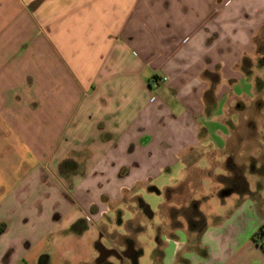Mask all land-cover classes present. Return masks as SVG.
Wrapping results in <instances>:
<instances>
[{
	"label": "crops",
	"instance_id": "crops-1",
	"mask_svg": "<svg viewBox=\"0 0 264 264\" xmlns=\"http://www.w3.org/2000/svg\"><path fill=\"white\" fill-rule=\"evenodd\" d=\"M262 53L264 0H0V264H117L98 225L141 190L227 182L219 121ZM210 216H179L153 264H264L257 202Z\"/></svg>",
	"mask_w": 264,
	"mask_h": 264
},
{
	"label": "rangeland",
	"instance_id": "rangeland-1",
	"mask_svg": "<svg viewBox=\"0 0 264 264\" xmlns=\"http://www.w3.org/2000/svg\"><path fill=\"white\" fill-rule=\"evenodd\" d=\"M248 65L251 66L252 62L247 61L245 66ZM251 72L245 79L249 84H242L245 85L246 95L233 104V110L226 121H219L220 132L232 134L231 140L227 141V156L219 157L224 160L223 163L226 157L233 161L235 169L229 180L224 182L211 176L225 175L228 170L216 169L204 174L200 170L192 173L184 185L169 193L162 191L160 195L141 190L139 196L154 217L149 218L139 201L122 209V221L115 212L110 218L105 217L98 227L106 235L108 241L103 243L111 253H105L106 257L100 254L101 260L108 259L110 255L109 259L117 264H131L123 254L128 248L127 239H131L137 249L141 247L143 250L140 264H153L156 261L157 238L160 245H163V240H167L166 247L169 250L176 247L173 241L177 242L178 237L172 229L180 225L178 221L181 219L178 217L181 215L202 212L208 221L211 214L222 213L233 207L243 196L257 202L264 209V53L255 62ZM230 189L234 192L225 196ZM161 247L157 251L158 259L162 255ZM113 251L120 253V262L114 257ZM54 255L52 264H76L71 253L57 249Z\"/></svg>",
	"mask_w": 264,
	"mask_h": 264
},
{
	"label": "built area",
	"instance_id": "built-area-1",
	"mask_svg": "<svg viewBox=\"0 0 264 264\" xmlns=\"http://www.w3.org/2000/svg\"><path fill=\"white\" fill-rule=\"evenodd\" d=\"M166 79H162V82H165ZM256 242H258L261 246H264V231H258V233L255 235Z\"/></svg>",
	"mask_w": 264,
	"mask_h": 264
},
{
	"label": "water",
	"instance_id": "water-1",
	"mask_svg": "<svg viewBox=\"0 0 264 264\" xmlns=\"http://www.w3.org/2000/svg\"><path fill=\"white\" fill-rule=\"evenodd\" d=\"M226 194H228V193H226ZM145 213H146L149 217L152 216V214L150 213V209H149V207H145Z\"/></svg>",
	"mask_w": 264,
	"mask_h": 264
},
{
	"label": "trees",
	"instance_id": "trees-1",
	"mask_svg": "<svg viewBox=\"0 0 264 264\" xmlns=\"http://www.w3.org/2000/svg\"><path fill=\"white\" fill-rule=\"evenodd\" d=\"M2 228H3V226L2 227H0V232H1V230H2ZM259 231H264V227L263 228H261ZM256 237V236H255ZM254 237V238H255ZM256 239V238H255ZM262 247H264V246H262Z\"/></svg>",
	"mask_w": 264,
	"mask_h": 264
}]
</instances>
